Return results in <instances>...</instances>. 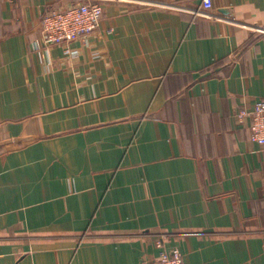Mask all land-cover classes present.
I'll return each instance as SVG.
<instances>
[{"label":"crops","instance_id":"obj_1","mask_svg":"<svg viewBox=\"0 0 264 264\" xmlns=\"http://www.w3.org/2000/svg\"><path fill=\"white\" fill-rule=\"evenodd\" d=\"M0 0V264H264V0H100L83 41Z\"/></svg>","mask_w":264,"mask_h":264},{"label":"built area","instance_id":"obj_2","mask_svg":"<svg viewBox=\"0 0 264 264\" xmlns=\"http://www.w3.org/2000/svg\"><path fill=\"white\" fill-rule=\"evenodd\" d=\"M203 14L212 8L211 0H202ZM103 8L100 0H79L67 7H55L40 17L41 34L45 46H66L74 41H83L98 27ZM239 124L249 121V140L264 148V98L257 100L251 107L240 109L236 114ZM145 264H186L176 249L161 251L158 258Z\"/></svg>","mask_w":264,"mask_h":264}]
</instances>
